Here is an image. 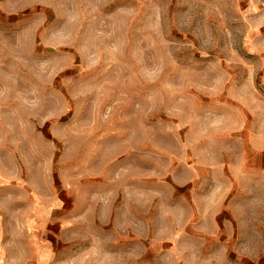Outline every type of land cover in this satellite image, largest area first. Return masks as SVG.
Segmentation results:
<instances>
[{
	"label": "rangeland",
	"instance_id": "obj_1",
	"mask_svg": "<svg viewBox=\"0 0 264 264\" xmlns=\"http://www.w3.org/2000/svg\"><path fill=\"white\" fill-rule=\"evenodd\" d=\"M0 264H264V0H0Z\"/></svg>",
	"mask_w": 264,
	"mask_h": 264
}]
</instances>
